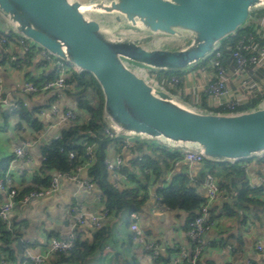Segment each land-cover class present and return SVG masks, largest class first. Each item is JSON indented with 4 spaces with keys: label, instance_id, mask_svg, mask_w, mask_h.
<instances>
[{
    "label": "water",
    "instance_id": "obj_1",
    "mask_svg": "<svg viewBox=\"0 0 264 264\" xmlns=\"http://www.w3.org/2000/svg\"><path fill=\"white\" fill-rule=\"evenodd\" d=\"M261 10L264 0H0V16L19 34L94 76L110 129L175 149L197 147L214 163L264 154V105L207 111L150 83L135 65L186 69ZM23 245L19 239V251Z\"/></svg>",
    "mask_w": 264,
    "mask_h": 264
},
{
    "label": "crops",
    "instance_id": "obj_2",
    "mask_svg": "<svg viewBox=\"0 0 264 264\" xmlns=\"http://www.w3.org/2000/svg\"><path fill=\"white\" fill-rule=\"evenodd\" d=\"M0 18L3 19L1 16ZM251 21L264 26V17L262 19L254 17ZM5 24L7 27L11 26L7 22ZM13 49L17 59L12 62L2 61L4 63L0 67L2 79L0 91L9 102L27 101L28 106L25 108L34 111V117L44 125V133L37 139L35 132L20 119L17 112L11 111L7 103L0 102V178L12 176L8 186L22 190L25 183L32 182L33 174L40 172L44 161L43 145L49 144L52 138L60 134L62 126L49 113L41 117L35 116L38 110L47 108L48 104L59 98L57 94L51 91L30 95L25 88L27 82L41 84L46 79L55 77L57 74L55 66L43 65L41 57L35 51L36 48L25 52L19 44L14 43ZM185 72L188 75V84L183 89L193 94H196L199 86L207 83L213 76L211 70L199 73L187 69ZM71 73L72 70H69V75ZM229 84L239 98L243 97L246 88L249 87L246 86L245 77L237 78L230 75ZM72 89L73 87L66 90L60 100L77 108L71 94ZM218 101L215 97L211 102L212 107L217 106ZM81 115L87 119L86 112H81ZM43 137L45 140L42 142ZM26 144V152L33 162L25 166L24 174H19L17 171L8 173L10 163L16 156L15 148ZM119 152L122 153L125 166L130 167V171L132 167H139L134 166V163L139 160L140 155L143 157L142 153L136 149L120 151L113 145L108 148V154ZM7 163L5 170L2 166ZM240 165L245 170V176L251 188L249 197L252 201L245 202L243 208L237 206V188L241 185L239 180H236V185L224 188L223 193L211 207L214 223L206 233L209 245L201 254V264H245L248 259H254L258 264L264 263V251L257 249L259 243L264 245V188L252 189L251 187L256 181L264 178V160L252 159L243 161ZM205 170V164L189 166L183 158L177 160L173 168L167 170L160 179L156 177L152 169L146 168L145 172L151 176V179L146 184L148 185L146 189H140V194L147 195L148 198L143 210L138 212L140 218L138 223L144 232L145 242L157 240L160 243L163 254L159 260L151 261L145 243L133 240L134 232L131 229L130 213L122 210L110 212L104 219L103 229L110 233V238L103 249L89 255L85 261L73 264H173V258L179 249L189 245L187 237L189 215L181 210L160 209L157 205V190L166 186L177 175L185 173L189 176L192 185L196 186L203 196L205 194L204 178H201L200 174ZM82 176L86 179L88 171L83 170ZM137 180L136 176L135 180L130 179L129 187H134V182H138ZM7 194L6 189L0 188V203L6 201ZM100 195L101 190L97 186L89 189L74 181L62 180L58 193L34 199L27 204L17 203L10 214L12 225L18 234L17 239L10 244H5L0 239V264H31L28 256L44 253L51 238L66 237L74 230L76 238L81 242L93 243L98 230L90 225L76 226V222L68 216V210L76 206L88 214L100 213L105 207ZM231 210H235V213L226 214ZM19 239L24 241L20 251L16 246ZM56 260V256H51L41 264H54Z\"/></svg>",
    "mask_w": 264,
    "mask_h": 264
},
{
    "label": "built area",
    "instance_id": "obj_3",
    "mask_svg": "<svg viewBox=\"0 0 264 264\" xmlns=\"http://www.w3.org/2000/svg\"><path fill=\"white\" fill-rule=\"evenodd\" d=\"M14 43L19 44L25 52L31 51L34 48L37 49L38 46L37 44V46H35L34 43L28 44V39L19 34L12 26H6V28L0 27V51L2 54L0 56V67L4 63L2 61L12 62L17 59L16 53L13 49ZM37 52L41 57L42 64H53L56 68L57 74L55 77L46 79L41 84L27 82L25 87L26 91L30 95L53 91V94H57L56 96L59 98L48 104L47 108L38 110L37 113H35V116L37 115L41 117L49 113L58 120L59 125L62 127L75 124L77 122H84L85 118L82 117L81 112H79L77 108L71 104L63 103L60 100L61 96L64 95L66 90H69L72 87V85L68 83L69 70H71V68L68 66L69 63L57 58L52 53L40 46H38ZM231 56L235 63L236 75L239 78H249L251 80V86H255V89L259 92H264V74H262V69H264V44L256 43L254 36L251 33L248 38L243 37L238 41L236 47L232 49ZM202 61L203 60L197 63V66L191 70L194 72L204 73L208 71V67L212 66L214 68V75L212 77L215 76V78L210 79L207 83L199 86V88L204 89L207 93L216 97L217 100H219L217 106H225L230 113L237 112L236 110L241 102L239 99H231L229 97L230 88L228 86V79L230 78V74L226 73V67L223 63V52L217 48L205 58V61ZM250 68H253V70L249 71ZM140 73L142 74L141 71ZM152 78L155 82L151 81L150 83L161 87L156 82L157 78L155 76H152ZM162 81L165 85L170 87L181 86L186 88L188 84L187 76L179 73L165 75L162 78ZM1 84L2 79L0 78V86ZM0 102L7 103L8 107L13 112H18L22 108L28 106V103L25 100L9 102L3 95L2 91H0ZM105 133L111 138H114L116 141L115 143H112L111 146L113 145L115 148H119V146H121L123 149L128 151H133L136 149L138 146V141H141L131 136L118 135L108 126L105 128ZM59 137L60 134H58L55 138ZM83 145H86L87 149V159L83 165L78 166L73 172H55L51 178V183L49 186L33 188L23 194L21 198H18L19 190L17 188L8 186V184L11 182L12 176L7 175L4 178H0V188L2 190L6 189L8 191L6 201L0 203V222L5 221L7 223V228L11 230L12 222L10 214L14 210V207L17 203L22 202L27 204L34 199L58 193L62 180H71L89 189L96 187L92 180H90L88 177L84 179L82 176V171L86 170L87 172L89 166L92 165L95 160L96 143L84 140ZM26 146L27 144L15 148L16 156L15 159L10 163L8 173L17 171L19 174H24L25 166L30 165L33 162L31 156L26 152ZM179 150H181V155L183 159L189 164V166H201L205 164L203 152L197 147L190 146ZM70 157H75L74 153H71ZM138 159L142 160V155H140ZM104 162L108 171V178L113 187L119 190L128 188L130 186V178L123 171L125 162L122 153H109L106 156ZM203 186L205 190V194L203 195V204L198 210L196 216L190 222V227L187 230V237L190 244H192V248L182 246L179 249L177 255L173 258V264H188L189 262L191 264H199V260L204 248L209 245V240L206 237V233L214 223L211 217V207L221 195V193H223L224 189L220 187L218 177L210 172L206 173ZM251 187L252 189H257L260 187L264 188V178L256 181ZM100 197L102 198L101 195ZM157 205L160 209L165 208V206L161 203L160 196H158ZM108 213L109 211L105 207L100 213L89 214L79 210V208L76 206L71 207L68 210V216H70V218L76 222V226L90 225L97 230L103 228L104 219L108 216ZM139 219L138 212L130 213L131 229L134 232L132 238L134 241L145 243V248L149 253V259L156 262L162 257L163 254L161 245L157 240L145 242L144 232L138 223ZM75 239V230L66 237L51 238L49 240L47 250L42 254L28 256L29 261L33 264H41L44 261H47L51 256H54L56 253H67L74 248ZM257 249L259 251H264V245L259 243L257 245ZM245 264L258 263L254 259H248Z\"/></svg>",
    "mask_w": 264,
    "mask_h": 264
},
{
    "label": "trees",
    "instance_id": "obj_4",
    "mask_svg": "<svg viewBox=\"0 0 264 264\" xmlns=\"http://www.w3.org/2000/svg\"><path fill=\"white\" fill-rule=\"evenodd\" d=\"M256 13L259 15L258 17L260 19L264 17V10L256 11L252 14ZM250 18L235 34L229 36L215 48H219L224 54L223 63L226 67V73L237 78L238 76L235 73V63L231 56V52L232 49L236 47L238 41L243 37L248 38L252 33L256 43L264 44L263 25L261 23H253L251 21L252 18ZM203 61H205V59H203ZM71 66L72 73L68 78V83L73 87L71 94L73 95L77 109L80 112L84 111L87 113V119L82 123L77 122L75 124L63 126L59 138H52L49 144L43 145V156L45 159L42 163L40 172L33 174L32 182L29 184L25 183L22 186V190H19L18 198H21L23 194L33 188L49 186L55 172H73L78 166L83 165L87 159V149L86 145H83V141L88 140L89 142L96 143L95 160L88 168V177L101 190V199L105 208L108 209L109 213L122 210L128 213L141 212L148 198L147 195L140 194V190L135 187L119 190L113 187L108 178V171L104 161L108 155L109 146L116 141L105 133L107 125L103 119L104 97L101 87L92 74L87 72L79 73L74 65L71 64ZM207 70H211L214 75V68L212 66L208 67ZM252 70L253 68L249 69V71ZM262 70V74H264V69ZM149 72L155 71L149 70ZM214 78L215 76L211 79ZM157 79L161 84L163 83L162 79L160 81L158 75ZM245 82L247 84L246 86L249 87L246 88L243 97L239 98L234 94L233 89H231L232 87L228 79V86L230 88L229 97L231 99H239L241 102L236 110L237 112L257 108L264 97V92H259L255 89V86H251V80L249 78L246 77ZM171 88H178L180 92H184L187 97L191 96V100L193 101L186 97L181 98L199 108L211 112H229L225 106L212 107L211 102L215 97L202 88H199L196 94H193L191 91L189 93L185 92L186 90L181 86ZM33 112L34 111L30 109L22 108L17 114L20 119L24 120L27 125H29L30 129L37 135L36 138L39 139L42 133H44V125L39 119L34 117ZM149 143V141H138L136 150L142 153L143 157L141 161L138 160L134 163V166H139L142 169L148 181H150L151 176L145 172L146 168L152 169L156 177L160 179L167 170L173 168L177 160L183 158L181 150L172 149L169 146L157 142V145H154L153 149L141 152L143 150H141L140 147L148 145ZM117 149L122 151L123 147L119 146ZM71 153H74L75 157L71 158ZM252 159L264 160V154ZM241 162L214 163L205 160L207 171L205 170L200 176L204 178L207 172L215 174L219 179L220 187L223 189H227L230 185H236L238 180L241 181V185L237 188V206L243 208L245 202H250L252 200L249 197L251 188L245 176V170L243 166L240 165ZM7 166L8 163L3 164L2 167H5L6 170ZM123 171L128 174L131 180H135L136 175L133 171H130V167L125 166ZM146 184H141V188L146 189L148 186ZM157 194L160 196L161 203L165 208L173 211L181 210L188 213V228L204 201L203 196L198 192L196 186L192 185L189 176L185 173L177 175L166 186L160 187L157 190ZM234 213L235 210L226 212L228 215ZM108 233L109 232H106L103 228L98 229L95 235V241L91 244L81 242V240L76 238L75 246L71 251L67 253L59 252L54 255L57 258L54 264H73L85 261L89 255L98 253L103 249L106 245V241L110 238V233ZM17 235L13 225L12 229L9 230L5 221L0 222V239L5 244H10L16 240ZM187 247L192 248V244L189 242ZM199 264H201L200 260Z\"/></svg>",
    "mask_w": 264,
    "mask_h": 264
},
{
    "label": "rangeland",
    "instance_id": "obj_5",
    "mask_svg": "<svg viewBox=\"0 0 264 264\" xmlns=\"http://www.w3.org/2000/svg\"><path fill=\"white\" fill-rule=\"evenodd\" d=\"M259 15L256 13V14H252V16H251V18H254V17H258ZM250 18V19H251ZM6 22H5V20H3V19H1L0 18V27L1 28H6V24H5ZM163 40H164V42L166 41L165 40V38H163ZM32 43H34V42H32V41H30L29 39H28V44H32ZM35 44V43H34ZM35 46H37L36 44H35ZM38 50V46H37V49H35V51H37ZM71 69H72V66H71V64L69 63V65H68ZM197 66V64H194V65H192V66H190V67H188V68H186V69H183V70H178V71H172V72H161V71H155V72H149V70H146L145 68H140V67H138L137 65H135V67L136 68H138V69H140V71L142 72V74H143V76L147 79V80H149V82H151V81H154V79L152 78V76H155L156 78H157V75L159 76V79H160V81H161V79L165 76V75H169V74H177V73H179V74H184V75H186L187 77H188V75H187V73L185 72L187 69H192V68H195ZM151 71V70H150ZM157 72V73H156ZM155 82V81H154ZM156 82H157V84H159L162 88H164L165 90H167V91H169L170 93H174L173 95H175V96H177V97H186V98H188V99H192V97L190 96V97H187L185 94H184V92H180V90L178 89V88H171V87H168L167 85H165L164 83H160L159 82V80L157 79L156 80ZM191 101H193V100H191ZM196 102H199V101H196ZM199 103H201V102H199ZM264 104V97L262 98V102L258 105V106H261V105H263ZM150 143L148 144V145H145V146H142V147H140L141 148V150H143V151H141V152H146L148 149H153V147H154V145H157L156 144V142H152V141H149ZM158 143V142H157ZM138 151V150H137ZM132 171L136 174V177L138 178V182H134V184H135V188H138V190H140V189H142L141 188V184H146V182L148 183V182H150V181H148L147 180V177H146V175L142 172V169L140 168V167H132ZM137 190V189H136ZM145 211V210H144ZM143 211V212H144Z\"/></svg>",
    "mask_w": 264,
    "mask_h": 264
}]
</instances>
